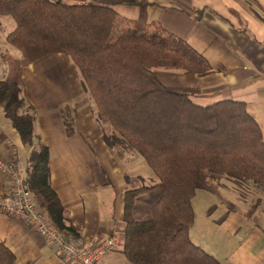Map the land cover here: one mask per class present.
Segmentation results:
<instances>
[{
	"label": "trees",
	"instance_id": "16d2710c",
	"mask_svg": "<svg viewBox=\"0 0 264 264\" xmlns=\"http://www.w3.org/2000/svg\"><path fill=\"white\" fill-rule=\"evenodd\" d=\"M145 11L146 2L134 20L104 4L0 0V15L16 22L7 41L22 52L20 58L6 57L0 101L22 141L32 144L36 111L24 109L23 69L48 54L68 55L94 100L99 122L114 130L105 140L141 154L158 178L126 192L122 250L127 260L222 264L190 237L197 182L209 171L264 192L263 131L244 101L201 105L189 93L162 84L155 69L203 76L213 68L188 41L160 21L148 20ZM26 170L38 205L62 233L77 237L51 186L47 145L31 152ZM14 262L15 254L0 241V264Z\"/></svg>",
	"mask_w": 264,
	"mask_h": 264
},
{
	"label": "crops",
	"instance_id": "0c3cea01",
	"mask_svg": "<svg viewBox=\"0 0 264 264\" xmlns=\"http://www.w3.org/2000/svg\"><path fill=\"white\" fill-rule=\"evenodd\" d=\"M144 2L148 20L160 21L188 41L213 68L203 76L155 69L162 84L189 93L201 105L244 101L264 136V0H70L68 4L110 5L137 20ZM14 29L8 16L0 17V80L8 75L5 56H11L13 45L7 36ZM13 50L16 58L22 56L19 49ZM23 96L24 109L36 111L33 143L22 141L0 101V156L26 167L31 152L47 145L51 186L66 208V223L78 233L72 238L85 242L115 237L119 246L99 264H132L122 250L125 195L129 189L158 182L153 169L135 150L105 140V135L114 136V130L99 122L94 100L68 55L48 54L25 66ZM202 189L219 194L223 204L206 207L200 223L195 213L193 242L222 264H264V192L209 171L197 182V191ZM8 193L9 183L0 171V197ZM0 241L15 254L14 264H70L38 231L1 212Z\"/></svg>",
	"mask_w": 264,
	"mask_h": 264
},
{
	"label": "built area",
	"instance_id": "2783aa9c",
	"mask_svg": "<svg viewBox=\"0 0 264 264\" xmlns=\"http://www.w3.org/2000/svg\"><path fill=\"white\" fill-rule=\"evenodd\" d=\"M12 145V142H9ZM0 171L9 183V193L0 197V212L19 218L38 231L59 256L70 264H99L105 254L119 246L115 237L80 242L62 233L38 205L30 188L26 167L19 161L0 156Z\"/></svg>",
	"mask_w": 264,
	"mask_h": 264
},
{
	"label": "rangeland",
	"instance_id": "374dc122",
	"mask_svg": "<svg viewBox=\"0 0 264 264\" xmlns=\"http://www.w3.org/2000/svg\"><path fill=\"white\" fill-rule=\"evenodd\" d=\"M64 2L65 3H70V0H65ZM2 16L0 15V17H2ZM9 23L13 26V28H15L16 22L10 16H8V24ZM11 47H13V49H15V51H18V49L16 47H14V46H11ZM13 49L12 50L10 49V51L12 53L11 56L12 57H16V56H14V53H13L14 50ZM17 53L18 52H16L15 55L18 56ZM6 57H8V56H5V58ZM140 157H142L144 163H146V165H148L147 164L148 162H146L147 160L142 155ZM153 174L156 176L154 171H153ZM222 202H223V200L221 199L219 194L214 195L213 193H209V191L207 189H202L200 191H197V196H196V198L194 200V206H195V210H196L195 213L197 215L198 223H200L203 219L206 218V214H205V208L206 207L209 208L210 206H213L214 203L219 204L218 206H222V204H223Z\"/></svg>",
	"mask_w": 264,
	"mask_h": 264
}]
</instances>
